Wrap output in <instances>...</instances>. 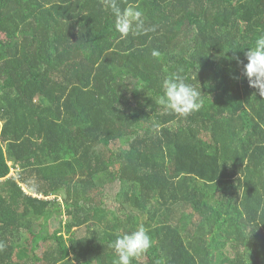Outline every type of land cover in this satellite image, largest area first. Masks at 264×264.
<instances>
[{
	"label": "trees",
	"instance_id": "obj_1",
	"mask_svg": "<svg viewBox=\"0 0 264 264\" xmlns=\"http://www.w3.org/2000/svg\"><path fill=\"white\" fill-rule=\"evenodd\" d=\"M118 2L154 31L121 39L104 0H0V264H114L139 226L132 264H264V96L244 75L264 0ZM173 75L199 111L156 103Z\"/></svg>",
	"mask_w": 264,
	"mask_h": 264
},
{
	"label": "clouds",
	"instance_id": "obj_2",
	"mask_svg": "<svg viewBox=\"0 0 264 264\" xmlns=\"http://www.w3.org/2000/svg\"><path fill=\"white\" fill-rule=\"evenodd\" d=\"M104 4L114 16V28L121 39L146 34L149 30L154 31L146 28L145 14L138 4L130 3L123 9L119 6L118 0H104ZM152 55L158 58L161 54L158 50H153ZM245 56L248 63L244 65V75L250 85L258 88L260 94L264 96V34L255 39L254 46L247 48ZM156 103L166 112L179 117H186L203 107L201 90L177 75L163 81V94L157 97ZM155 128L158 130L159 125H155ZM152 245V238L143 226L118 235L110 245L118 257L114 264H132L134 260L146 254ZM5 248L6 244L0 241V251Z\"/></svg>",
	"mask_w": 264,
	"mask_h": 264
},
{
	"label": "rangeland",
	"instance_id": "obj_3",
	"mask_svg": "<svg viewBox=\"0 0 264 264\" xmlns=\"http://www.w3.org/2000/svg\"><path fill=\"white\" fill-rule=\"evenodd\" d=\"M118 146L119 145H113V147H115V148H118ZM12 172V171H11ZM11 172H10V174H11ZM116 186V185H115ZM104 188H102L101 190H103ZM98 199V198H97ZM105 206H106V208L107 209H110V210H114V208H116V205H113V204H111L110 203V200L109 199H105ZM116 215H118V212L117 211H114L112 214H109V216L110 217H113V216H116ZM57 226V222L55 223V227ZM52 229H54V227H52ZM29 239H30V241L32 242V244H31V246L33 247L34 246V244H33V242H35V239L34 240H32L33 238L29 235ZM21 249H22V251L20 252V255L21 256H24L25 258L28 256V253L25 251V249H23L22 247H21ZM24 252V253H23ZM94 264V263H93Z\"/></svg>",
	"mask_w": 264,
	"mask_h": 264
},
{
	"label": "bare ground",
	"instance_id": "obj_4",
	"mask_svg": "<svg viewBox=\"0 0 264 264\" xmlns=\"http://www.w3.org/2000/svg\"><path fill=\"white\" fill-rule=\"evenodd\" d=\"M12 173V172H11Z\"/></svg>",
	"mask_w": 264,
	"mask_h": 264
}]
</instances>
